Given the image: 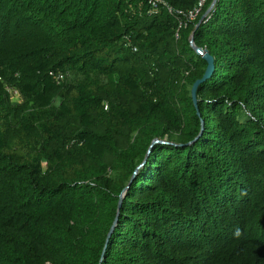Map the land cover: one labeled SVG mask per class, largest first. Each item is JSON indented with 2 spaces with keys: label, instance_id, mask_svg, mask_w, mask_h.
I'll return each instance as SVG.
<instances>
[{
  "label": "trees",
  "instance_id": "16d2710c",
  "mask_svg": "<svg viewBox=\"0 0 264 264\" xmlns=\"http://www.w3.org/2000/svg\"><path fill=\"white\" fill-rule=\"evenodd\" d=\"M158 1L0 0V264H264V0Z\"/></svg>",
  "mask_w": 264,
  "mask_h": 264
},
{
  "label": "water",
  "instance_id": "95a60500",
  "mask_svg": "<svg viewBox=\"0 0 264 264\" xmlns=\"http://www.w3.org/2000/svg\"><path fill=\"white\" fill-rule=\"evenodd\" d=\"M215 3H216V0H213V2H212V4H211V6H210V8H209V10H208V12H207V14L211 11V9H213ZM203 18H204V17H203ZM203 18L201 19V21L203 20ZM190 46H191L192 50L194 51V53H195L197 56L201 57V58L207 63V71H206V73H205L203 79H202L201 81L197 82V83L193 86V88H192V100H193L194 106L196 107V104H195V103H196V99H195V97H196V88H197V86H198L199 84L203 83L205 80H207V79L210 77V75H211V73H212V71H213V59L209 56V54H208L205 50H201V49L196 48V47L194 46V43H193V37H192V36H191V38H190ZM202 125H203V124H202ZM201 131H202V129H201ZM156 143H158V142L155 141V142L152 143V145H153V144H156ZM148 154H149V152L147 153V155H148ZM139 169H140V167L136 170V172L134 173V175H133V177H132V180L130 181L129 185L125 188V190H124L122 196L120 197L119 206L121 205V200L123 199L125 192L128 190L129 186L131 185V183H132L133 179L135 178L136 173H137V171H138ZM118 208H119V207H118ZM115 223H116V222H115ZM115 223H114V225H113V228H111L110 234L112 233V231H113V229H114ZM110 234L108 235V238L110 237ZM107 243H108V241L106 242V245H105L104 251H105V249H106Z\"/></svg>",
  "mask_w": 264,
  "mask_h": 264
},
{
  "label": "built area",
  "instance_id": "2783aa9c",
  "mask_svg": "<svg viewBox=\"0 0 264 264\" xmlns=\"http://www.w3.org/2000/svg\"><path fill=\"white\" fill-rule=\"evenodd\" d=\"M207 0H198L197 6L192 11L184 14V22L179 23L178 29H180L182 26H186L187 23L194 22L197 17H199L203 7L205 6ZM149 5L152 7V9H157L158 6H162L167 10L168 13L172 14V11L170 9H167L164 4L159 2L158 0H149ZM178 15H183L182 13H178ZM177 37V36H176ZM135 51V50H134ZM64 80V77L62 75L57 76V81L61 82ZM14 95L17 97V93H14ZM15 97L12 98V100Z\"/></svg>",
  "mask_w": 264,
  "mask_h": 264
},
{
  "label": "rangeland",
  "instance_id": "374dc122",
  "mask_svg": "<svg viewBox=\"0 0 264 264\" xmlns=\"http://www.w3.org/2000/svg\"><path fill=\"white\" fill-rule=\"evenodd\" d=\"M14 99H13V101L12 102H18V99H17V97L14 95Z\"/></svg>",
  "mask_w": 264,
  "mask_h": 264
}]
</instances>
